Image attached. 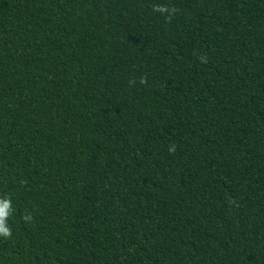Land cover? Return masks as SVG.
I'll return each mask as SVG.
<instances>
[{
  "label": "trees",
  "instance_id": "16d2710c",
  "mask_svg": "<svg viewBox=\"0 0 264 264\" xmlns=\"http://www.w3.org/2000/svg\"><path fill=\"white\" fill-rule=\"evenodd\" d=\"M0 199V264H264V0H0Z\"/></svg>",
  "mask_w": 264,
  "mask_h": 264
},
{
  "label": "clouds",
  "instance_id": "9594fccd",
  "mask_svg": "<svg viewBox=\"0 0 264 264\" xmlns=\"http://www.w3.org/2000/svg\"><path fill=\"white\" fill-rule=\"evenodd\" d=\"M155 11H160V8L157 6L154 8ZM170 19V17H169ZM130 83L134 84L135 81H130ZM140 83H146V78L141 77ZM175 145H171L169 148V151L174 152L175 151ZM12 213V206H11V200L10 199H0V236L3 237H10L11 236V228L7 226V218L11 215ZM31 215L30 214H25L23 216V219L27 222L31 220Z\"/></svg>",
  "mask_w": 264,
  "mask_h": 264
}]
</instances>
